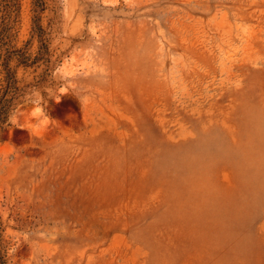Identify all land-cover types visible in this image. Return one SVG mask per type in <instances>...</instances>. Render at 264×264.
I'll return each mask as SVG.
<instances>
[{
	"label": "rangeland",
	"instance_id": "1",
	"mask_svg": "<svg viewBox=\"0 0 264 264\" xmlns=\"http://www.w3.org/2000/svg\"><path fill=\"white\" fill-rule=\"evenodd\" d=\"M43 3L0 129L4 264H264V0ZM34 13L0 0L29 59Z\"/></svg>",
	"mask_w": 264,
	"mask_h": 264
},
{
	"label": "trees",
	"instance_id": "2",
	"mask_svg": "<svg viewBox=\"0 0 264 264\" xmlns=\"http://www.w3.org/2000/svg\"><path fill=\"white\" fill-rule=\"evenodd\" d=\"M43 0H33L34 14L32 17V37L36 38L38 47L32 59L27 57V52L23 48L11 46L9 30L11 28L12 17L4 15L0 17V61L3 65L4 75L0 86V129L7 121V115L15 108L19 97L23 95L22 88L18 84V77L11 65V60L15 57L19 63L30 65L35 62H46V54L49 52V40L41 24L40 15L43 10ZM11 6H15L11 3ZM0 264L4 261L0 255Z\"/></svg>",
	"mask_w": 264,
	"mask_h": 264
}]
</instances>
